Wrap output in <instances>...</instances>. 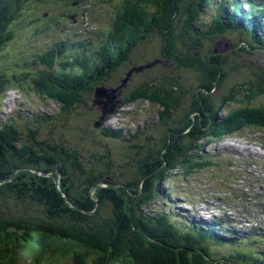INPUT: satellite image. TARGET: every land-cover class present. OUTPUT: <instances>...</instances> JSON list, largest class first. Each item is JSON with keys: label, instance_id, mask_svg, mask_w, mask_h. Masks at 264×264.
Wrapping results in <instances>:
<instances>
[{"label": "trees", "instance_id": "obj_1", "mask_svg": "<svg viewBox=\"0 0 264 264\" xmlns=\"http://www.w3.org/2000/svg\"><path fill=\"white\" fill-rule=\"evenodd\" d=\"M34 1L0 0V50L15 40L21 29L17 24L24 28L33 24L29 11L39 7ZM212 7L211 17L205 12ZM55 13L48 16L57 18ZM110 15L115 21L100 41L59 39L51 49L21 51L15 59L17 72L0 70V105L9 88L18 89L23 97L27 92L22 87L35 91L40 99H52L60 106L56 114L68 139L64 143L43 137L40 127L48 117L35 104L26 105L24 98L19 106L25 110L18 106L5 123L0 120V264H9L13 258L46 264H239V258L243 263L261 260L255 246L261 251L264 240L258 233L244 246L229 221L215 217L203 221L178 211L175 215L174 209L165 207L171 203V191H163L160 184L175 170L179 169L174 174L189 175L215 163L204 150L211 141H222L247 127L264 129V103L256 100L264 97V70L240 64L237 57H225L213 47L221 35H231L236 39L232 41L236 53L264 50V35L260 39L254 32L255 26L264 28V1L121 0L120 5L112 4ZM152 40L160 46L157 58L168 64L144 70L138 81L134 76L126 81L121 106L133 101L158 105L162 108L159 124L151 136L136 139L139 134H135L128 141H137L136 157L129 158L136 170L125 180L115 181L114 173L111 177L109 172L119 171L120 166L110 150L103 148L96 155L74 138V130L67 129V124L77 114L86 117L84 104L102 77L111 73L110 82L122 78L121 70L130 65V57L132 61L149 60L147 48ZM245 41L251 48L244 46ZM57 55L60 61L54 64ZM181 70L192 73L190 89L181 85ZM240 71L250 78L239 83L241 91L213 98L211 82L217 79L221 83ZM190 90L194 94L185 108L184 96ZM52 125L61 129L56 121ZM85 129L92 131L88 126ZM124 158L128 168L131 162ZM17 168L12 181L4 183ZM35 172L53 173L59 185ZM20 213L23 218L17 219Z\"/></svg>", "mask_w": 264, "mask_h": 264}, {"label": "rangeland", "instance_id": "obj_2", "mask_svg": "<svg viewBox=\"0 0 264 264\" xmlns=\"http://www.w3.org/2000/svg\"><path fill=\"white\" fill-rule=\"evenodd\" d=\"M68 0H64L61 2L60 6L63 10L67 9L65 7H69V5L75 4L74 1H71L67 4ZM80 1V0H79ZM86 3L83 4L84 7L89 6V3H91V6L95 7V15L94 17H98L99 21H103V26L100 25V27H104L106 25L105 23V11H109L110 4H119L121 0H113L110 2H107V5L105 6V0L102 3V0H84ZM108 1V0H107ZM264 1V0H263ZM102 3V4H101ZM32 4H35L36 6H39L36 10L32 11L28 9L30 17L33 20H37L34 22V24H42L45 20L48 19V14L52 13V10H47V13L43 14V12H46V9L51 6V3H48V5H44L43 1L36 0ZM100 4L102 5L100 7ZM44 5V6H43ZM73 6V5H72ZM82 5L78 6L76 8L69 7V16H63L61 17L58 26L63 25L61 28V31H59V34H65L63 32H75L84 27L85 22H89V20H86V10L84 11V7ZM77 12V15H74L73 13ZM207 15L211 16L213 13V7L206 8ZM70 16H73L70 18ZM76 17V18H75ZM212 17V16H211ZM91 18V19H93ZM101 19V20H100ZM32 25L28 29H19L18 34L15 37V40L12 41V43H7L5 45L6 49L0 50V70H4L9 73L17 72V69L19 68V64L15 61L16 58L20 57V53L23 50H26L27 48V36L28 32L32 30V28L35 27V25ZM40 24V25H41ZM93 25L96 24V22L92 23ZM98 24V23H97ZM19 28V27H18ZM58 30V28H57ZM98 30V29H96ZM254 32L257 34V36L260 39H263V34L257 27H254ZM44 34H37L34 35V37L30 40L31 43L37 48L42 47L45 44V41L48 40L51 37V34H49L48 37H44ZM101 37H92L95 41H100ZM106 37V36H105ZM104 37V38H105ZM234 36L228 35V36H220L219 39L216 41V43L213 45L214 50L223 54L225 57H237L238 59H243V61L246 64L249 65H258L263 68L264 70V58L259 56V53H247L245 50H240L239 52H234V47L236 45L232 44V41L235 40L233 38ZM103 39V38H102ZM256 40H260L255 38ZM240 45V43H239ZM54 45H49L47 48H51ZM211 46V45H206ZM240 47V46H237ZM45 48L44 50H46ZM159 48L160 46L157 45L156 40H152L148 43L147 48V58L149 60L144 59H138L137 62H134L137 65H143L146 64V62H154L159 56ZM27 51V50H26ZM136 51V50H135ZM252 52V51H250ZM46 53V52H45ZM237 55H233V54ZM65 54V52H63ZM58 57V61H57ZM55 58V63L58 64L60 61V55ZM164 65H167L168 62H163ZM131 67H124L121 70V74L125 76L126 72L131 69ZM147 69H150L149 67ZM146 69L135 71L134 81H138L140 79V76ZM179 77L181 79V85L184 87H188L189 80L192 78V73H190V70H181L179 72ZM250 79L248 76H246V73L240 72V73H234L232 77H227L226 79H222L221 83L217 84V79L211 82V88L215 86V88H218L219 93L217 97L213 96V98H220V96H224L225 94L232 93L231 91H238L241 87L238 86L240 82L243 80ZM118 81L121 80V78H117ZM133 81V82H134ZM117 81H113V84H117ZM105 84L107 87H109L112 82L110 80L105 81ZM224 84L226 89L221 85ZM236 86V87H235ZM102 89V88H101ZM26 90V95L24 96L26 105L30 106L31 103L35 104L39 108V110L42 111L43 114H45L48 119L43 122V125H41L40 130L43 137H48L50 139H54L55 141H65L64 143L68 142L67 137L65 136L66 129L64 126H62L63 122L61 120L60 115L58 114V102H55L54 100L46 101L45 99H40L39 95L35 93L33 90H28L22 87V91ZM99 92L94 93L89 99L88 104H84V110L82 113H86V120H83V118H80V115L77 114L73 118H71L72 122H69L67 124V129L74 130L73 135L75 139L82 140L83 145L91 150L95 151L96 155H99L104 149L106 151L110 152L111 157L114 159L115 162H117L120 166L119 171H113L109 172V175L114 173V177H112L115 181H123L125 180L131 173L136 170L135 162H132L129 158L130 157H136L134 155V144H136L135 138L132 139L126 146V140L129 141L135 134H139L136 139L141 138L144 139L148 135L151 134L150 129L155 127V123L158 119L157 114V106L144 102H136L133 101L131 104L123 105L121 106L118 111H115L114 113L111 112L109 116L108 113H106L102 118H99L102 116L100 113L95 118V113L91 110L92 107V101L93 99L97 100H105L104 97H106V94L108 95V99L112 97L111 103H108V106L111 104L117 105V102L119 98L122 99L121 92H114L113 94L107 93V91H102L100 88L98 89ZM243 90V89H242ZM241 91V89L239 90ZM194 92L193 90H190L188 93H185L184 96V102L183 105L185 108L188 107V103L186 102L187 99L192 101V96ZM21 95V94H20ZM18 93H9L7 96V99H4V101L1 102L0 105V120L4 122L6 118L8 117V113L13 112L15 113L16 109L18 108L16 103L17 101H13L16 96H20ZM107 99V100H108ZM259 102L264 103V97L260 96L256 98ZM19 101V97H18ZM20 105V103H19ZM101 105V104H100ZM264 105V104H263ZM41 108H40V107ZM21 110L24 108L19 106ZM44 108V110H42ZM25 110V109H24ZM45 111V112H44ZM162 111V109H161ZM47 112V113H46ZM27 113V112H25ZM50 115H49V114ZM57 113V114H56ZM113 113V114H112ZM93 118L96 119L97 125L100 127L101 131L98 130L99 128H96L93 126ZM107 118V119H106ZM57 123L56 126H59L61 129H57L55 126L52 125V122ZM99 121V122H98ZM105 125V126H102ZM84 126H88L92 128L93 130L90 131L88 129L84 130ZM122 128L120 132L118 131H110V128ZM126 129L128 132H125ZM90 135H93L94 138H90ZM202 139H199L200 142ZM95 144L98 145L97 147L94 146ZM151 143H153L151 141ZM125 147H132L130 148V153L127 152V150L123 151ZM82 148V147H81ZM109 149V150H108ZM205 149L207 150V156L211 161H214L215 163H211L208 165H204L199 170H193V172L189 175H183L182 173L174 174V172L179 171L175 170L173 173H171L168 178L164 181V185H166L168 188H170L172 194H171V204L167 206L165 204V207H170L174 209V214H178L177 211L180 213H184V211H192L198 216H204L203 218L209 219L211 218V215L214 214V216H220L221 214V206H234L233 202V195L232 198L230 197L231 192L229 193L230 189L237 188V193L245 192L247 189V184H251L253 187L254 194H257L261 188L260 183H262V186L264 187V129H256L252 127H247L245 129H242L238 132V134H235L233 136L228 135L225 140L222 142H213L210 146H206ZM204 149V150H205ZM214 153H219V155H214ZM129 160L131 163H129V167L127 168L125 166V158ZM120 158L122 160H120ZM101 163L104 164V160L101 159ZM105 176V175H103ZM12 181V179H11ZM253 183V184H252ZM246 186V187H244ZM236 194V193H235ZM239 195V194H237ZM216 196H222L223 202L217 203V200L213 197ZM5 201L11 202L9 198H6ZM175 201L178 203H175ZM246 202H250L248 198H245ZM211 202V203H210ZM251 203V202H250ZM14 207V205H13ZM191 214H186L189 216H192ZM243 215V214H242ZM170 217V216H169ZM17 219H22V215L17 214ZM178 218V217H176ZM172 220H175V218L171 217ZM178 220V219H176ZM235 224L241 223L242 219H238L236 217L233 218ZM243 223V222H242ZM241 223V224H242ZM259 223V222H257ZM242 226V225H241ZM236 228H239V226H236ZM243 227V226H242ZM243 234V231H240ZM251 235L250 228L248 229V234L245 236V238L248 240L247 236ZM247 250V248H245ZM250 250V249H248ZM242 257V256H240ZM241 260V258H239ZM20 263V262H19ZM17 263V264H19Z\"/></svg>", "mask_w": 264, "mask_h": 264}, {"label": "water", "instance_id": "obj_3", "mask_svg": "<svg viewBox=\"0 0 264 264\" xmlns=\"http://www.w3.org/2000/svg\"><path fill=\"white\" fill-rule=\"evenodd\" d=\"M153 64H154V62H153V63H149V64H147V65H145V66H140V67H137V68H133L132 70H141L143 67H151V65H153ZM132 70H131V71H132ZM131 71L128 72V75L131 73ZM100 89H101V88H100ZM102 89H104V88H102ZM106 90H107V89H106ZM97 92H99L98 89H97L96 93H97ZM109 92H110V93H114V92H115V88H111V89L109 90ZM100 102L104 104L103 108L109 103L108 100H107V101H100ZM118 102H119V101H118ZM114 108H115V105H114V104H111L110 106L107 105V108H105V110H103V112H104V114H105V113H108V112H111V110L113 111Z\"/></svg>", "mask_w": 264, "mask_h": 264}, {"label": "bare ground", "instance_id": "obj_4", "mask_svg": "<svg viewBox=\"0 0 264 264\" xmlns=\"http://www.w3.org/2000/svg\"><path fill=\"white\" fill-rule=\"evenodd\" d=\"M108 101H109V103H111V101H112V97H111L110 99H108ZM111 112H113V111L111 110ZM111 112H108V113H111ZM101 113H102V114H101L102 116H100L99 118H102V117L106 114V113L104 114L103 111H102ZM98 122H99V121H98ZM4 123H5V122H4ZM169 194H171V193H169ZM210 203H211V202H210ZM239 231H241V230H239ZM252 234H253V233H252ZM247 237H252V236H249V235H248ZM263 245H264V244H263ZM260 247H261V246H260ZM259 249H260V248H259Z\"/></svg>", "mask_w": 264, "mask_h": 264}]
</instances>
